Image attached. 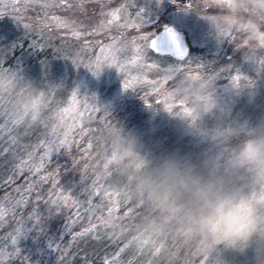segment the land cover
I'll use <instances>...</instances> for the list:
<instances>
[{
  "label": "rangeland",
  "instance_id": "1",
  "mask_svg": "<svg viewBox=\"0 0 264 264\" xmlns=\"http://www.w3.org/2000/svg\"><path fill=\"white\" fill-rule=\"evenodd\" d=\"M43 3L44 0H40V3H32L30 0H0V17L15 23L10 30L27 24L28 31L31 30L36 37H43L41 39L43 50L36 52L42 55L35 59L37 55L32 58L34 51H25L17 59L16 66L6 67L25 75V78L34 84L37 93H44L46 105L42 108L40 122L33 125L21 122L17 128L22 139L20 141L28 142L31 148L29 154L34 155V158L26 157L25 160H21L14 167L20 169L16 175L11 172L0 174L1 176L6 174L3 179L10 183L0 192V264H8L9 260L18 254L26 264H88L86 259L78 260L68 249L70 243L80 237L77 234L90 228L92 224H96L97 228L84 236L110 238L113 246L103 258L109 264H157L162 259H166L168 264H207L203 257L195 260L189 250L178 249L170 236L142 233L139 230L140 223L121 225L119 219L123 215H117L119 207L115 210L118 218L116 223L107 227L101 225L98 217L106 220L110 205L102 194L99 197L91 194L99 168L92 171L90 166L93 163L90 165L88 156H85L88 154V146H80V142L84 141V130L88 129L91 122L97 121L98 125L102 119H115L137 137L146 149L157 156L163 153H176L195 160L201 147L183 133L178 120L159 111L158 106L149 107L148 104L155 106L156 101L160 99L156 94L148 97L149 93L153 94L151 85L137 82L134 90H124L122 83L125 78L146 76L147 80H159L156 71H141L135 65H126L125 73L120 74L113 67L106 68L96 76L83 64L92 63L101 54L100 48L109 44L111 38L121 32L135 39L149 32L158 35L165 25L183 36L187 44V55L181 59L168 53L157 55L149 49L146 50V54H142L144 63L155 61L166 65L192 62L193 73L197 71V65H203L198 69L200 73L216 76L217 83L225 85L234 75H241V81L248 75V68L241 60V53L231 40H220L206 19L195 11L181 9L185 3L191 7H198L197 0H177V3L173 0H69V3L73 4L70 9L57 7L45 9ZM141 8L146 10L149 23L142 24L139 29L119 27L125 19L139 24L137 12ZM117 9L120 10L118 13L120 20L114 21L110 27L99 30L102 23L107 24V21L112 19L108 13ZM52 16L68 21L71 26L57 27L51 20ZM73 29L86 34L75 37L71 34ZM54 36L59 38L55 44ZM85 41L88 42L87 46ZM137 43L143 42L137 39ZM133 54L121 56L120 59H130ZM60 57L63 60L62 64L56 63ZM73 60H79L81 66L77 67ZM75 87L80 89L77 93L79 101L77 112L84 110L85 103L90 106L99 104L102 111L109 113V116L105 117L102 112L87 113L81 118L80 125L73 128L69 137L70 146H66L67 151L64 154H57L61 147L54 148L53 152L46 156L45 145L53 140L58 143V139H63L62 133L65 131L62 129L57 139L50 135L52 116L56 111L70 105ZM256 91L254 103H250L247 97L234 101L231 113H236L235 117L242 121H251L254 118L249 117L256 115L257 119L253 124L264 118V78L257 81ZM176 110H181L179 102ZM0 112L8 116V125H14L20 115L19 105L8 106L6 102L4 111L1 109ZM75 115L76 113H72L69 117L72 124L76 123ZM8 125L6 124L7 127ZM92 136L94 137L93 134ZM92 140L91 145H96L94 138ZM40 163H43L44 167L37 172L36 167ZM19 173L22 176H19ZM41 176H47L48 179L41 181ZM101 181L105 188L112 190L108 180L101 178ZM63 195L71 196L78 204L71 208L62 204L60 198ZM117 199L119 202L122 200L121 203L129 200L121 197ZM52 200H56L57 203L53 204ZM89 200L91 205L96 207H91L87 202ZM63 208H66L64 217L60 215ZM77 210L80 211L79 217L74 215ZM125 212V215L128 214ZM48 219L58 223L54 231L50 230ZM76 225L79 226L77 230L74 229ZM60 226L62 229L58 230ZM67 231L69 233H66ZM134 237H140L141 241L146 240L147 243L142 245L134 240ZM14 239L15 244L12 242ZM157 248L160 249L159 252L156 251ZM171 250L174 253H171ZM177 250L181 252L177 254ZM144 256L146 257L142 261L141 258ZM171 257L175 259L169 260ZM223 258L228 264H255L252 247L247 250H226Z\"/></svg>",
  "mask_w": 264,
  "mask_h": 264
},
{
  "label": "clouds",
  "instance_id": "2",
  "mask_svg": "<svg viewBox=\"0 0 264 264\" xmlns=\"http://www.w3.org/2000/svg\"><path fill=\"white\" fill-rule=\"evenodd\" d=\"M48 2L55 6L59 0ZM197 6L188 11L206 19L220 40L235 38L232 43L248 75L219 85L216 76L183 72L178 64L162 65L159 103L149 107L158 106L179 121L183 133L201 147L197 159L154 155L121 123L102 119L90 129L100 162L98 176L107 178L122 199L144 209L142 233L170 236L178 249L202 256L207 264H228L224 251L249 247L255 264H264V118L253 124L231 115L237 99L255 102L257 81L264 78V0H197ZM110 44L118 62L112 64L110 56L94 60L86 68L96 76L113 67L121 74L120 57L134 53L137 40L121 32ZM0 96L20 100V123L40 122L44 93H37L17 70L0 68ZM177 102H183L181 110H176ZM71 114L56 111L52 128H69ZM117 219L114 211L106 221L112 225Z\"/></svg>",
  "mask_w": 264,
  "mask_h": 264
},
{
  "label": "trees",
  "instance_id": "3",
  "mask_svg": "<svg viewBox=\"0 0 264 264\" xmlns=\"http://www.w3.org/2000/svg\"><path fill=\"white\" fill-rule=\"evenodd\" d=\"M20 23L21 22H19V24ZM13 24L15 23H12L11 20L8 21L2 18L0 19V63H3L5 67L7 65L16 66L17 59L25 51H30V50L34 51L32 58H35V56L37 55L35 59H37L38 56L42 55V54L36 53V52H41L42 50L34 48L32 46V43L35 42L37 46L38 45L43 46L42 45L43 40H41L43 37H36L32 33L31 30L28 31L26 28H24V25H19L20 27L18 29H15L14 27L13 30H10V27ZM57 39L59 38H56V36H54V44ZM150 51L157 55H163L162 53H159L157 51H153V50H150ZM169 55L174 56L173 54H169ZM62 62L63 60L61 59V57L56 61V63L58 64H62ZM23 76L25 77V75ZM154 94L155 93L150 94L149 96L147 95V96L152 97L154 96ZM6 102L8 106L12 104L15 106L20 104V100L15 96H1L0 97V110L2 109L4 111ZM234 114L236 113H231V115L235 117L237 114L236 115ZM252 117L254 118V120H251V121L248 120L251 123H253L257 119L256 115H252L249 118L251 119ZM6 124L7 125L9 124V118L8 116H4L0 112V174L5 173V172H9V173L11 172L14 175H16V173L20 172V169L14 168V167L19 162H21V160H25L24 158L26 157L27 159L34 158V155L29 154L31 148L29 147L28 142L22 143L20 141L22 139L19 137L18 135L19 132L17 131V128L20 126V123L18 124L14 123V125L10 124L8 125V127L6 126ZM95 127H97V121L91 122L88 127V131L83 134L84 141L80 142V146H83V145L88 146L89 144H92L93 142L92 138H94L92 134L93 135L95 134L92 133L90 129L95 128ZM61 130L62 129H60V131ZM54 139H57V137H54ZM66 151H67V148L66 146H64V147H61L56 153L64 154V152ZM38 152H39V149L37 151V154ZM56 153H54V156ZM85 156L86 157L88 156L90 165H91V162L93 163V165L90 166L92 167V171L97 170V168H99L100 162L97 157L96 145L92 146L90 149L88 148V154ZM82 161L83 160H81V162ZM8 168L10 169V171H8ZM19 174H20L19 176H22L21 173ZM5 175L4 176L0 175V192L1 190L5 189L6 187L10 185L9 182H6L3 179L5 178ZM121 201L119 202V205H118L119 210L117 211L118 213L117 215H120V214L123 215L119 219L120 224L121 225L125 224L126 226H129L132 224L137 225L138 223H140L141 217L145 214L144 209L138 206L136 202L131 199H129L128 201H124L122 203ZM63 209L60 212V215L62 217H64L65 215L64 213L66 212V208L64 210ZM124 211L128 212V214L125 215ZM53 214H54V211H53ZM48 221L51 227L50 230L54 231V227L57 228V226L55 225H57L58 223L55 220L53 221L51 219H48ZM78 227L79 226L76 225L74 229L77 230ZM61 229L62 227L60 226L58 230H61ZM66 233H69V231H67ZM66 233L64 234V236H66ZM50 236L51 235H49V237ZM121 243L122 242H120V244ZM112 246H113V243L110 240V238L108 239L103 236L99 238H91L89 236H80L74 242L72 241L70 243V247L68 250L74 253L77 256L78 260L81 261L82 259H86L88 261V264H106L107 261H105L103 258H104L105 253ZM180 252H181L180 250L176 251L177 254ZM171 253H174V252L171 250ZM145 257L146 256L142 257L141 260L143 261ZM201 257L202 256H197L194 259L199 260ZM174 259H175L174 257H171V259L169 258V260L171 261H173ZM141 260L139 261L140 263L142 262ZM168 263L166 262V259H162L157 264H168ZM8 264H26V262H24V259L22 258V256L18 254L16 257L11 258ZM107 264L109 263L107 262Z\"/></svg>",
  "mask_w": 264,
  "mask_h": 264
},
{
  "label": "snow or ice",
  "instance_id": "4",
  "mask_svg": "<svg viewBox=\"0 0 264 264\" xmlns=\"http://www.w3.org/2000/svg\"><path fill=\"white\" fill-rule=\"evenodd\" d=\"M30 2L32 3H40V0H30ZM174 3H177V0H173ZM43 7L45 9H49V8H53V7H57V8H72L73 4L69 3V0H59V3L56 4L55 6H53L52 4H50L48 2V0H44L43 3ZM191 8L190 4L185 3L183 7H181L182 10L184 11H188ZM119 9L108 13V15H110L112 17V19L107 21V24H101L99 26V30H103L107 27H110L114 21H119L120 20V16H119ZM45 15H47V13H45ZM137 16L140 18V23L137 24L134 21L129 22L127 19H125V22L121 25H119V27L121 28H130V27H135L137 29H139L141 27L142 24H147L150 22V20L147 17V13L146 10L141 8L138 12H137ZM51 20L54 21L56 23L57 27H61V28H69L71 25L68 21L62 20L59 17L56 16H52ZM29 25L25 24L24 28H28ZM165 32L167 33V35L170 37L171 41L173 42L174 46H175V54L180 57L181 59H183L186 55H187V50L185 48L182 47L181 42L178 38L177 33L175 32V30L171 27H167L165 26ZM73 36L75 37H79L81 35H84L86 33H82L81 31H77L76 29L72 30L71 33ZM136 40H140L143 43H137L136 44V48L134 50V54L132 56V58L127 59V60H121L120 63L118 64L119 68H120V72L125 73L127 71L126 65H135L137 67L138 70L144 71H156L158 73V70L160 69V67L162 66L161 63L155 62L153 61L152 63H144L143 60V55L142 54H146V50H157L158 51V45H157V41L159 39L158 36H156L154 33H146V34H142L141 36H139L138 38H135ZM223 40H231L234 41L235 38L232 36H228L227 38H223ZM88 45V42L85 41V46ZM32 46L36 49L39 50H43L42 46H37L35 42L32 43ZM111 47L112 45L106 44L103 45L100 48V55L96 57L95 60H99L101 57H111V63L112 64H117L118 62V58L113 55L111 53ZM77 67L81 66V63L79 60H73L72 61ZM191 63L192 62H188V63H180L179 68L181 71L183 72H193V69L191 68ZM92 63H87V64H83L84 67H90ZM4 65L3 63H0V68H3ZM197 73L199 72L198 69L202 68L203 65H197ZM232 80L235 81H240L242 79L241 75L237 74L232 76L231 78ZM243 79H245V77H243ZM139 82L141 84H149L152 86V93L157 94L158 88H159V80H147L146 76L145 77H137V76H132L130 79L125 78L123 81V88L124 90H134V86L135 84ZM80 92V89L78 87H75V90L72 92L71 94V101H70V105L68 107H64L61 108L60 111L63 113H76L74 119L76 120L75 124H72L69 128L65 129V131L62 133L63 135V139H58V143L53 140L50 141L48 145H45V147L47 148V152L45 153V155H49L53 152L54 148H60V147H64V146H70V141H69V137L70 134L73 130V128L78 127L80 125V120L81 118H84L86 116L87 113L92 112V113H103L105 117L109 116V113H107L106 111H102L101 107L99 106V104L96 105H88L87 103H85L84 105V110L83 111H79L77 112V105L79 104V101L77 100V93ZM151 94V93H149ZM146 94V95H149ZM43 95V93H42ZM94 99H96L95 96H93ZM87 99V97L85 98ZM156 103H159V100L156 101ZM149 106H151V104H148ZM183 102H180L179 106H182ZM183 110L188 113L191 114V109L184 107ZM93 117H88V119H91ZM15 123H20V121L18 119L15 120ZM85 132L88 131V129L84 130ZM50 135H52L53 137H57L59 138V136L61 135L60 130H58L56 127L51 128V132ZM92 147L91 144L88 145V148L90 149ZM44 167L43 163H40L39 166L36 167V171L39 172L41 168ZM50 175V174H49ZM48 177L47 176H41L40 180L44 181L47 180ZM104 180H107V178H103ZM56 182L54 181L53 186L55 187ZM91 194L94 196H103V198L105 200H107L109 202V207H108V214H111L112 212H114L116 210V208L119 205V200L117 199L118 197H121V194L117 191H115L114 189H112L111 191H109L108 188L104 187V183L101 181V177L97 176L96 180L93 181V186L91 189ZM60 201L62 204L67 205L68 207H73L74 205H77L78 202L75 201L71 196L68 195H63L60 198ZM53 204H56L57 201L56 200H52L51 201ZM89 203V205L91 207H96V206H92L91 205V200L87 201ZM131 211V210H129ZM74 215L76 217L80 216V211L77 210ZM98 219L100 220V223L103 227H107L109 225H111L110 223H108L103 217H98ZM71 222H75V221H71ZM97 228L96 224H92L90 228H86L84 229L83 232L77 234L79 236H84L87 235L89 232L95 230ZM134 240H137L138 242H140L142 245L146 244L147 241H141L140 237H134ZM13 244L16 243V240L14 239ZM159 248L156 249L157 252H159ZM121 251H123V249H121ZM107 264V262H106Z\"/></svg>",
  "mask_w": 264,
  "mask_h": 264
},
{
  "label": "water",
  "instance_id": "5",
  "mask_svg": "<svg viewBox=\"0 0 264 264\" xmlns=\"http://www.w3.org/2000/svg\"><path fill=\"white\" fill-rule=\"evenodd\" d=\"M165 26H167V25H165ZM165 26L160 31V33L158 35H156V36L159 37V39L157 41L158 51L157 50H154V51H157V52H160V53H163V54L169 53V54H173L176 57H178L175 54V46H174L173 42L171 41L170 37L165 32ZM167 27H169V26H167ZM176 33L178 35V38H179V40L181 42L182 47L187 50V44H186L183 36L181 34H179L178 32H176Z\"/></svg>",
  "mask_w": 264,
  "mask_h": 264
}]
</instances>
